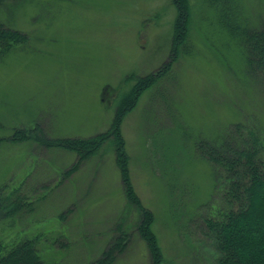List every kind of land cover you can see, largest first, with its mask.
I'll list each match as a JSON object with an SVG mask.
<instances>
[{
    "label": "rangeland",
    "instance_id": "1",
    "mask_svg": "<svg viewBox=\"0 0 264 264\" xmlns=\"http://www.w3.org/2000/svg\"><path fill=\"white\" fill-rule=\"evenodd\" d=\"M221 1L187 0L189 25L176 50L173 0L4 1L0 22L26 41L0 57V191L21 187L39 199L21 227L60 242L38 243L53 264L93 263L118 237L127 247L114 264H150L130 188L152 217L165 264H214L206 246L223 238L201 234L214 168L194 144L232 124L264 126V57L248 56L220 19L228 8L226 20L244 35L264 29V0ZM149 75L158 81L122 113L120 99ZM32 130L37 138L23 140ZM101 135L103 147L84 161L40 143Z\"/></svg>",
    "mask_w": 264,
    "mask_h": 264
},
{
    "label": "trees",
    "instance_id": "2",
    "mask_svg": "<svg viewBox=\"0 0 264 264\" xmlns=\"http://www.w3.org/2000/svg\"><path fill=\"white\" fill-rule=\"evenodd\" d=\"M4 1L0 0V9ZM173 4L177 10L174 34V50H176L183 43L182 40L187 33L189 6L187 0H173ZM220 15L222 25L230 29L234 37L240 39L248 56L254 57L253 60H256V56L260 54L264 57V48L261 50L257 48L260 40L264 39V29L253 31L247 29L249 35H244L245 29L235 26L237 21L226 20L231 15L228 8L223 9ZM23 41H26V37L20 31L0 22V57ZM142 80L137 82L132 93L129 92V99L127 97L125 100L120 99L119 109L122 113L133 109L140 94L158 81L157 76L153 75L146 76ZM232 125L234 130L230 125L227 127L228 131L218 134L214 140L201 137L194 144L200 155L213 164L215 175L216 189L212 200L214 204L212 202L208 204L207 214L202 217L201 234L208 238L215 233L223 238L221 241L209 242L206 246L208 247L206 252L209 251L208 255L214 264H264V130L262 129L264 126L248 127L242 123ZM34 132L35 130H32L22 139H31L33 136L37 138ZM110 132L113 133V137L118 138L119 142L115 144L117 162L121 168L123 167V175L126 176L127 157L119 140V129L115 127ZM106 138H108L106 135L92 140L42 138L40 143L73 151L80 161H84L100 151ZM246 146H250L252 150L245 154L239 149ZM229 153L237 156L227 159L226 155ZM126 181H129L128 178ZM7 186H3L0 191V264L56 263V259L51 260L50 254L41 253L38 243L57 245L60 242L56 241V238L50 240L49 237L39 241L38 236L28 235L21 227V219L36 210L39 199L31 200L21 187ZM125 195L128 205L138 207V211L142 213L143 220L139 224V234L147 242L150 250V264H165L164 252L161 251L152 231V217L149 211L139 206L140 199L132 188L126 190ZM241 227H245L248 234L243 233ZM126 247L127 239L118 237L108 252H104L99 259L88 264H114L116 255L124 252Z\"/></svg>",
    "mask_w": 264,
    "mask_h": 264
}]
</instances>
